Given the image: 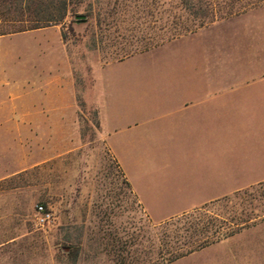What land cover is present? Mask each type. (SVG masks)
Returning a JSON list of instances; mask_svg holds the SVG:
<instances>
[{"label": "crops", "instance_id": "obj_1", "mask_svg": "<svg viewBox=\"0 0 264 264\" xmlns=\"http://www.w3.org/2000/svg\"><path fill=\"white\" fill-rule=\"evenodd\" d=\"M262 9L264 2L147 49L103 62L94 60L78 100L74 81H65L62 68H58L62 62L55 66L56 74L44 71V80L39 74L43 102L37 107L38 121L31 115L24 117V123L74 124L73 116H65L63 102L58 105L54 100L67 84L70 103L66 109L77 108L76 101L80 107L97 110V139L107 148L122 178L62 184L54 196L59 236H86L88 222H104L101 231L108 240L102 245V261L96 264H143L141 258L126 261L124 256L127 250L121 239L126 231L124 222L120 227V219L125 220L126 189L146 218L158 225L264 182V52H249L244 35L256 32L255 45L264 48ZM212 29L221 32L207 45L205 60L213 67L203 72L200 67L166 69L164 63L170 66L176 59L172 56L158 58L161 69L156 61L154 67H146L148 54ZM3 36L7 35L0 38ZM224 40L227 48L222 54V47L218 50L217 46ZM54 45L61 48L63 44L57 40ZM98 72L103 78L100 92L96 90ZM102 107L108 111L104 117ZM223 109L230 110L231 124L246 128L242 134L230 133L224 146ZM35 237L46 235L33 230L19 235L1 231L0 264H10L13 246L26 239L34 243ZM77 249L78 245L71 244L75 258ZM156 262L157 255L147 264ZM163 264H264V217L225 239Z\"/></svg>", "mask_w": 264, "mask_h": 264}, {"label": "rangeland", "instance_id": "obj_2", "mask_svg": "<svg viewBox=\"0 0 264 264\" xmlns=\"http://www.w3.org/2000/svg\"><path fill=\"white\" fill-rule=\"evenodd\" d=\"M87 1L92 3L90 25L74 24V36L66 30V20L65 23L49 25L39 28L40 30L9 34L0 38V233L7 230L8 234L19 235L33 230L46 235L44 238L35 237L34 243H27L26 239L13 246L10 264L101 262L102 245L108 240L101 231L105 223L88 222L86 236H59L56 233L54 196L62 184H68L72 180H122L120 174L115 171V163L107 148L97 139V110L80 107V103L76 101L77 108L71 111L66 109L70 103L67 84H64L62 93L54 100L58 101V105L60 101L63 102L61 104L66 107L67 113L65 116H73L74 124L24 123V117L31 115L34 116L35 122L38 121L37 107L39 102H43L38 91L39 74L42 73L43 80L44 71H53V74H56L55 66L62 62V67L59 65L58 68H62L65 81H74L77 99L89 79L90 73L87 71L94 60L103 62L109 58H120L127 53L147 49L176 29L194 27L195 24L177 0ZM212 1L215 2L218 19L251 8H241L243 1H233L231 6L227 3L230 0ZM230 9L233 13L227 15L226 12ZM259 14L264 16V9ZM83 17L84 15H78L75 18ZM98 20L101 22L100 28L94 23ZM248 23L251 25L252 22L249 20ZM63 34L67 35V39H63ZM219 34L221 32L215 29L204 31L186 41L175 43L169 49L152 52L148 54L146 67H154L153 62L158 63V58L172 56L176 59H173L174 62L170 66L164 63L166 69L186 70L200 67L203 72V69L213 67L212 63L209 64V61L205 60L209 51L207 45L210 39ZM244 35L248 41L249 52H264V48L259 50L255 45L256 32L250 30ZM57 40L62 41L61 48L54 45ZM166 40L168 39L160 42ZM47 41L50 44L45 45ZM225 41H222V46H217L218 50L222 47V54H225L224 49L227 48ZM40 48L43 49L39 51ZM213 56L215 57L214 52L212 59ZM158 64L161 69V62ZM96 81V90L100 92L103 84L101 72L97 73ZM229 111L222 110L223 146L230 133L242 134L246 131L243 124H231ZM106 112L108 113L102 107L103 117ZM49 113L47 111L48 116ZM39 203H44L52 211V225L35 227L33 220L36 205ZM239 208L232 203H221L211 206L210 212L199 211L197 216L202 220L218 212L232 216L239 212ZM125 211V220L120 219V227L124 222L126 233L121 240L127 250L124 255L126 261H138V258H141L142 263L147 264L158 255V251L174 250L181 243L183 245L195 237L191 235L192 230H184L187 224L183 221L164 226L154 225L146 218L128 189L125 194ZM40 240H43L44 244H41ZM113 243L116 249L117 244ZM71 244L79 246L76 258L75 253L70 250Z\"/></svg>", "mask_w": 264, "mask_h": 264}, {"label": "trees", "instance_id": "obj_3", "mask_svg": "<svg viewBox=\"0 0 264 264\" xmlns=\"http://www.w3.org/2000/svg\"><path fill=\"white\" fill-rule=\"evenodd\" d=\"M86 1L87 0H0V36L61 24L67 22L66 20H68L66 30L74 36V24L87 23V25H90L89 19L92 18V3ZM177 1L182 9H184L195 21L194 27L176 29L169 36L162 38L160 41L180 36L218 19L214 7L215 2L212 0ZM233 1H243L240 6L241 8L253 7L264 2V0H230L227 2L228 6H231ZM232 13L231 9L226 12L227 15ZM78 15H84V17L76 19L75 17ZM94 23L100 28L101 22L99 20ZM63 39H67L66 34H63ZM92 45L95 47V42H93ZM128 54L129 53L126 55ZM95 124L97 127L99 126L98 121H96ZM221 203L235 204L240 207V210L232 216L226 215L225 212L214 213L205 220L197 216L199 211L204 213L210 212L211 206ZM263 217L264 182H259L248 188L240 189L230 195L224 196L213 204L203 205L190 212L167 220L159 226L183 221L187 224L184 230H192L191 235L195 237L190 242L184 243L183 245L181 243V245L177 246L174 250L168 249L165 251H158L157 262L155 264H163L175 260L209 243L225 239L241 228Z\"/></svg>", "mask_w": 264, "mask_h": 264}, {"label": "built area", "instance_id": "obj_4", "mask_svg": "<svg viewBox=\"0 0 264 264\" xmlns=\"http://www.w3.org/2000/svg\"><path fill=\"white\" fill-rule=\"evenodd\" d=\"M34 225L37 228H44L53 224L54 216L52 211L42 203L36 205L34 214Z\"/></svg>", "mask_w": 264, "mask_h": 264}]
</instances>
